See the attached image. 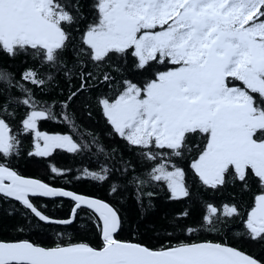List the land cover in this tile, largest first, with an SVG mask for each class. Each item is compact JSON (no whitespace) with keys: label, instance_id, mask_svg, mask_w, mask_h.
Returning <instances> with one entry per match:
<instances>
[{"label":"snow or ice","instance_id":"1","mask_svg":"<svg viewBox=\"0 0 264 264\" xmlns=\"http://www.w3.org/2000/svg\"><path fill=\"white\" fill-rule=\"evenodd\" d=\"M0 62L20 65L0 68V202L16 233L0 264H264V0H0ZM81 118L102 132L85 139ZM24 137L28 157L90 153L72 179L113 198L131 186L151 206L159 188L183 204L189 179L231 198L175 211L144 242L114 204L19 174ZM57 198L62 216L46 210Z\"/></svg>","mask_w":264,"mask_h":264},{"label":"trees","instance_id":"2","mask_svg":"<svg viewBox=\"0 0 264 264\" xmlns=\"http://www.w3.org/2000/svg\"><path fill=\"white\" fill-rule=\"evenodd\" d=\"M0 68H6L10 72L17 73L20 69L18 62H9L3 63L0 62ZM0 87H3L0 83ZM14 94H18L16 90H13ZM38 99H48V96H41L37 94ZM79 115V114H78ZM82 125L84 132V137L87 139L88 130L93 129L96 132H102L103 125L97 124L95 120L89 121L87 119L81 118L79 121ZM14 127L16 122L12 121ZM38 129L42 132H47L49 134L54 133H63L67 131V128L59 122H54L51 120H41L38 122ZM102 144L105 147L110 145V141L107 137L101 136ZM31 148V137L22 138L21 146V155L16 161L13 162V167L18 171L19 174L26 177H32L40 179L46 183L53 184L54 186H64L70 190H75L83 194L92 195L99 199H104L106 202L114 204L121 211V215L125 218L127 223H130L134 226H139V232L144 242H154L157 234L152 230L153 224H158L164 222L166 218L173 214L175 211L183 210L185 207L196 208L197 210H202L201 201L206 200L218 204L221 200H227L231 197L228 193H224L222 196L217 195L215 197L211 196L209 193L204 192L202 189L198 190L196 185L191 182L189 179V185L192 192V197L189 201L185 203H180L176 201H169L166 198V189L161 190L159 188L155 189L157 195L152 198L151 206L148 204V199L144 198L143 205L138 204L135 199V190L133 187L129 186L126 189L121 190L122 196L113 198L108 195V185H100L88 182H78L72 179L77 175V169L83 168L85 166L89 168L95 167L94 157L90 153H86L83 156H75L64 152L63 150L57 149L50 154L48 158H38V157H28L27 151ZM49 164H54L61 168H71V173L68 175V179L72 180L71 184H66L63 179L55 178L53 179V174L49 171ZM140 169H138L139 171ZM43 202V201H42ZM8 205L0 202V239L9 238L16 233L11 230V225L15 223V217H9L7 215ZM68 205L61 198H57L55 204L49 202L47 204V211L58 216H62L67 210ZM87 212V210H85ZM81 216H85V213H82ZM86 218V217H85ZM7 226V227H5ZM239 231L238 224L233 223L227 227L226 237L231 241H234L236 238V233ZM127 233V228L125 235ZM65 235H73L71 229H69ZM201 237H207L210 239H215L216 237L211 233H200ZM149 237H152V241H149ZM30 239H37L35 236L29 237ZM54 238V237H53ZM195 238V237H194ZM246 248L248 252H255L259 255L260 248L254 245H242Z\"/></svg>","mask_w":264,"mask_h":264},{"label":"water","instance_id":"3","mask_svg":"<svg viewBox=\"0 0 264 264\" xmlns=\"http://www.w3.org/2000/svg\"><path fill=\"white\" fill-rule=\"evenodd\" d=\"M30 178H32V177H30ZM37 179V178H36Z\"/></svg>","mask_w":264,"mask_h":264}]
</instances>
